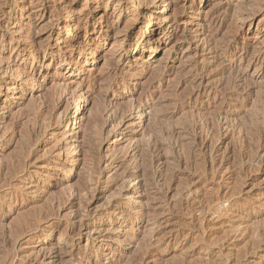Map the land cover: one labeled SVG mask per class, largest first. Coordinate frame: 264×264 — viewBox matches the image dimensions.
Segmentation results:
<instances>
[{"label": "rangeland", "instance_id": "rangeland-1", "mask_svg": "<svg viewBox=\"0 0 264 264\" xmlns=\"http://www.w3.org/2000/svg\"><path fill=\"white\" fill-rule=\"evenodd\" d=\"M262 92L264 0H0V264H264Z\"/></svg>", "mask_w": 264, "mask_h": 264}, {"label": "bare ground", "instance_id": "bare-ground-1", "mask_svg": "<svg viewBox=\"0 0 264 264\" xmlns=\"http://www.w3.org/2000/svg\"><path fill=\"white\" fill-rule=\"evenodd\" d=\"M136 10H137V9H136ZM71 12H72V11H71ZM127 12H128V11H127ZM147 14H148V13H147ZM226 14H227V13H226ZM145 15H146V14H145ZM137 17H138V16H137ZM144 19H145V18H144ZM150 22H151V19H150V16H148V18H147V20H146V23L144 24V26L142 27V29H140V33H142V32L148 27V25H149ZM134 27H135V24H133V23L131 22L129 26L123 28V29L120 30V31L117 30V28H113V27H111V28H110V27H106V28H103V27H102V29L105 30V32H107V33H111V32H113V31H115V34H114V35H118V34H120V33H121V34H122V33H124V34H129V33H131V32L134 30ZM100 29H101V28H100ZM121 34H120V35H121ZM141 35H142V34H141ZM124 37H125V36H124ZM118 48H119L120 50L124 51L123 46H122L121 43L118 45ZM144 48H145V47H144ZM126 52H127V51H126ZM119 57H120V56H119ZM118 59H119V58H118ZM240 77H241V76H240ZM248 86H249V85H248ZM225 87H227V86H225ZM228 89H230V88L228 87ZM224 90H225V89H224ZM226 91H227V90H226ZM258 93H259V92H258ZM262 93H263V92H262ZM262 93H261V94H262ZM263 94H264V93H263ZM257 95H258V94H257ZM259 95H260V94H259ZM261 96H262V95H261ZM261 96H260V97H261ZM263 96H264V95H263ZM261 98H262V97H261ZM258 99H259V98H258ZM258 99H257V100H258ZM262 99H263V98H262ZM255 101H256V100H255ZM262 101H264V100H262ZM262 101H260V102H262ZM252 102H253V101H252ZM258 102H259V101H258ZM258 102H257V103H258ZM254 103H256V102H254ZM263 103H264V102H263ZM263 103H262V104H263ZM259 104H261V103H259ZM240 107H241V106H240ZM257 107H258V104H257ZM259 107H263V105H262V106H259ZM138 108H139V107H138ZM256 109H259V108H256ZM104 111H105V110H104ZM135 111H136V110H135ZM253 111H254V110H253ZM261 111H264V109L262 108ZM261 111H260V112H261ZM99 112H100V111H99ZM213 112H214V111H213ZM258 112H259V111H258ZM262 113H263V114H262ZM262 113L260 114V117H261V115L264 116V112H262ZM256 114H257V112H256ZM253 115H254V114H253ZM121 117H122V116H121ZM190 117H191V116H190ZM193 118H194V117H193ZM250 118H251V116H250ZM246 119H247V118H246ZM259 120H261V119H259ZM263 120H264V119H263ZM263 120H261V121H263ZM244 121H245V120H244ZM249 121H250V120H249ZM251 121H252V120H251ZM118 123H119V122H118ZM244 123H245V122H244ZM252 123H253V122H252ZM119 124H120V123H119ZM184 125H185V124H184ZM247 125H248V124H247ZM251 125H252V124H251ZM186 126H187V125H186ZM186 126H185V127H186ZM251 127H252V126H251ZM182 128H184V127H182ZM182 128H181V129H182ZM189 128H190V127H189ZM255 128H256V127H255ZM255 128H254V129H255ZM257 128H258V127H257ZM186 129H187V128H185V131H186ZM214 129H215V128H214ZM261 129H262V128H261ZM256 130H257V129H255L254 132H255ZM262 130H263V129H262ZM168 131H169V130H168ZM178 131H179V130H178ZM180 131H181V130H180ZM189 131H192V132H193L192 129L189 130ZM174 132H175V130H174ZM176 132H177V131H176ZM192 132H191V133H192ZM251 132H252V131H251ZM177 133H178V132H177ZM179 133H180V132H179ZM181 133H182V131H181ZM248 133H249V132H248ZM257 133H258V132H257ZM171 134H172V133H171ZM173 134H174V133H173ZM183 134H184V133H183ZM183 134H182V136H181L182 138H184ZM192 134H193V133H192ZM192 134H191V135H192ZM246 134H247V132H246ZM252 134H254V133L252 132ZM215 135H216V134H215ZM255 135H256V133H255ZM258 135H260V134H258ZM261 135H262V134H261ZM168 136H169V135H168ZM177 136H178V134H177ZM256 136H257V135H256ZM256 136H255V137H256ZM172 137H173V136H172ZM187 137H190V136H187ZM194 137H195V136H194ZM255 137H254V138H255ZM257 137H258V139H260V138H259L260 136H257ZM154 138H155V137H154ZM162 138H163V137H162ZM166 138H168V137H166ZM178 138H179V137H178ZM182 138H179L178 140H180V139H182ZM250 138H251V137H250ZM263 138H264V137H263ZM188 139H189V138H188ZM190 139H191V138H190ZM165 140H166V139H165ZM182 140H183V139H182ZM193 140H194V139H193ZM193 140H191V141H193ZM259 142H260V140H259ZM191 143H192V142H191ZM191 143H189V144L191 145ZM245 143H246V142H245ZM247 143H249V141H248ZM179 144L183 146V144H181V141H180ZM189 144H188V145H189ZM194 144H195V142H194ZM184 145H185V142H184ZM186 145H187V143H186ZM261 145H262V144H261ZM159 146H160V145H159ZM248 146H249V145H248ZM188 147H189V146H188ZM188 147H187V148H188ZM263 147H264V146H263ZM155 148H156V151H157V150L159 151V147H155ZM162 148H163V147H162ZM182 148H184V147H182ZM260 148H261V147H260ZM260 148H259V149H260ZM160 149H161V147H160ZM169 149H170V148H169ZM254 149H255V148H254ZM171 150H172V149H171ZM263 150H264V149H263ZM154 151H155V149H154ZM156 151H155V152H156ZM158 151H157V152H158ZM150 152H151V151H150ZM152 152H153V150H152ZM159 152H160V151H159ZM167 152H169V151H167ZM209 152H210V151H209ZM244 152H245V151H244ZM215 153H216V152H215ZM149 154H150V153H149ZM151 154H152V153H151ZM153 154H154V153H153ZM247 154H249V153H247ZM250 155H251V152H250ZM252 155H253V151H252ZM252 155H251V157H252ZM202 156H203V155H202ZM248 156H249V155H248ZM248 156H247V157H248ZM234 158H235L236 160H238L237 157H234ZM248 158H249V157H248ZM248 158H247V159H248ZM149 159H150V160H149V164H148L149 166H147V167H148L147 169H151V166H152V164L154 163V160L152 159V157L149 158ZM201 159H202V158H201ZM235 159H234V160H235ZM240 159H241V158H240ZM247 159H245V160H247ZM147 160H148V159H147ZM179 160H180V159H179ZM195 160H196V159H195ZM195 160H194V161H195ZM245 160H243V161L245 162ZM144 161H145V160H144ZM239 161H240V160H239ZM241 161H242V159H241ZM250 161H252V159H250ZM250 161H249V162H250ZM176 162H177V161H176ZM181 163H182V162H181ZM199 163H200V162H199ZM203 163H204V162H203ZM176 164H179V163L177 162ZM197 164H198V162H197ZM197 164H196V165H197ZM213 164H214V163H213ZM203 165H204V164H203ZM199 166H200V165H199ZM201 166H202V165H201ZM240 167H241V166H240ZM210 169H212V168H210ZM143 170H144V169H143ZM123 171H124V170H123ZM202 171H204V169H202ZM131 172H133V171H131ZM144 173H145V172H144ZM121 175H122V173H121ZM125 175H126V174H125ZM128 175H129V174H128ZM149 176H150V175H149ZM120 177H122V176H120ZM125 177H126V176H125ZM125 177H124V178H125ZM145 177H146V176H145ZM145 177H144V179H145ZM122 178H123V177H122ZM130 178H131V177H130ZM135 178H136V177H135ZM147 178H148V177H147ZM147 178H146V179H147ZM149 178H150V177H149ZM126 179H127V178H126ZM128 180H129V178H128ZM148 180H150V179H148ZM186 181H187V180H186ZM124 182H126V181H124ZM124 182H123V183H124ZM149 182L151 183V181H149ZM121 184H122V183H121ZM141 184H142V183H141ZM139 185H140V182H139ZM152 185H153V184H152ZM154 185H155V184H154ZM134 189L136 190V194H137V193H138V189H139L138 184H137L136 186H134ZM127 190H128V189H127ZM123 196H124V195H123ZM125 196H126V195H125ZM131 201H133V200H131ZM131 201H130V202H131ZM112 254H114V247L110 246V247L108 248L107 253H106L105 256L108 258V256H110V255H112Z\"/></svg>", "mask_w": 264, "mask_h": 264}]
</instances>
